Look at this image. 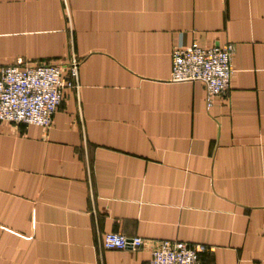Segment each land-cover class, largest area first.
<instances>
[{
    "label": "crops",
    "instance_id": "0c3cea01",
    "mask_svg": "<svg viewBox=\"0 0 264 264\" xmlns=\"http://www.w3.org/2000/svg\"><path fill=\"white\" fill-rule=\"evenodd\" d=\"M194 42L235 47L211 106L172 81ZM72 57L50 129L0 122V264H150L165 240L264 264V0H0V68Z\"/></svg>",
    "mask_w": 264,
    "mask_h": 264
},
{
    "label": "built area",
    "instance_id": "2783aa9c",
    "mask_svg": "<svg viewBox=\"0 0 264 264\" xmlns=\"http://www.w3.org/2000/svg\"><path fill=\"white\" fill-rule=\"evenodd\" d=\"M234 44L206 47L198 42L176 47L172 51V81L201 82L212 105L213 98L225 95L231 88L234 68ZM21 64V62H20ZM81 60L72 57L68 64L7 66L0 68V122L28 124L50 129L65 94L79 91ZM106 250L139 249L140 237L109 233L103 238ZM152 252L150 264H201L207 252L204 244L162 241Z\"/></svg>",
    "mask_w": 264,
    "mask_h": 264
}]
</instances>
